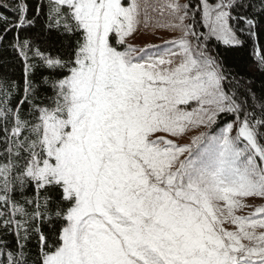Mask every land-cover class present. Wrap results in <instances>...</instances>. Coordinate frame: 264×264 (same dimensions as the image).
Listing matches in <instances>:
<instances>
[{
	"label": "snow or ice",
	"instance_id": "obj_1",
	"mask_svg": "<svg viewBox=\"0 0 264 264\" xmlns=\"http://www.w3.org/2000/svg\"><path fill=\"white\" fill-rule=\"evenodd\" d=\"M262 31L264 0H0V264H264V81L225 61Z\"/></svg>",
	"mask_w": 264,
	"mask_h": 264
},
{
	"label": "trees",
	"instance_id": "obj_2",
	"mask_svg": "<svg viewBox=\"0 0 264 264\" xmlns=\"http://www.w3.org/2000/svg\"><path fill=\"white\" fill-rule=\"evenodd\" d=\"M264 54V31L258 34V38L247 41L246 45L238 50L225 54L226 65L247 78L254 79L257 89L261 87L264 76L256 70V52ZM19 75V73H16Z\"/></svg>",
	"mask_w": 264,
	"mask_h": 264
},
{
	"label": "rangeland",
	"instance_id": "obj_3",
	"mask_svg": "<svg viewBox=\"0 0 264 264\" xmlns=\"http://www.w3.org/2000/svg\"><path fill=\"white\" fill-rule=\"evenodd\" d=\"M174 34L173 33H170L168 31H165L163 29L159 30L157 33H156V36L157 37H161L163 39H170ZM163 39H152L150 42L152 43H156V44H162L163 42Z\"/></svg>",
	"mask_w": 264,
	"mask_h": 264
}]
</instances>
